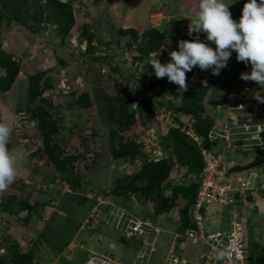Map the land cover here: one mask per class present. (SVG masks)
<instances>
[{
  "label": "rangeland",
  "instance_id": "374dc122",
  "mask_svg": "<svg viewBox=\"0 0 264 264\" xmlns=\"http://www.w3.org/2000/svg\"><path fill=\"white\" fill-rule=\"evenodd\" d=\"M52 1L69 7L71 26L48 17ZM155 2L0 0V79L8 75L6 61L17 69L7 91L6 79L0 80V123L11 130L7 147L24 153L13 184L0 192V247L16 243L24 264H82L90 255H108L124 264H162L171 243L177 254L191 261L205 252L200 240L192 244L178 237L187 230L180 222L183 200L157 216L140 190L143 179L135 177L144 164L165 158L161 137L167 136L169 126L163 115L179 106L181 96L174 83L155 77L149 65L170 52L165 43L159 52L145 54L148 61L141 58L145 33L157 29L164 16ZM223 2L239 20L247 0ZM130 30L137 33L136 39ZM235 55L219 75L197 67L186 73L189 88L199 82L205 88L199 105L208 115L214 111L223 118L215 109L227 94L264 95V86L240 79L251 68L237 62ZM188 118L175 111L174 128L188 127ZM53 126L56 131L50 132ZM190 137L204 145L193 130ZM234 160L243 169L252 159ZM186 173L184 168L173 169L168 184L182 182ZM261 176L264 180V173ZM170 193L168 187L165 194ZM233 211L248 232L250 250L257 253L264 239V190L243 207L210 205L202 220L205 233L228 228ZM121 213L160 229L157 240L149 241L154 251L147 250L148 260L138 257L142 243L127 240L115 229Z\"/></svg>",
  "mask_w": 264,
  "mask_h": 264
},
{
  "label": "built area",
  "instance_id": "2783aa9c",
  "mask_svg": "<svg viewBox=\"0 0 264 264\" xmlns=\"http://www.w3.org/2000/svg\"><path fill=\"white\" fill-rule=\"evenodd\" d=\"M241 95H230L216 105L217 111L223 112V118L214 119V123L206 135V143L200 146L203 169L198 175V190L189 210L191 227L182 237L192 244L199 240L205 252L197 260L190 261L177 254L174 245L168 249L162 264H257L251 258L245 226L238 220L233 211L228 228L206 234L202 226L205 209L210 205L234 206L244 204L247 197H254L255 179L253 172L234 171L240 163L236 156H245L264 150V95L240 92ZM175 112L167 110L163 120L169 127H175ZM181 132L192 136V118H188ZM115 229L122 237L138 240L142 243L139 250L141 262L148 260L154 251L151 239L156 240L159 229L147 220H140L131 214L117 216ZM177 237V238H178ZM149 245H151L149 247ZM225 252L223 259H217L218 252ZM143 259V261H142ZM82 264H124L106 255H90ZM135 264V263H132Z\"/></svg>",
  "mask_w": 264,
  "mask_h": 264
},
{
  "label": "clouds",
  "instance_id": "9594fccd",
  "mask_svg": "<svg viewBox=\"0 0 264 264\" xmlns=\"http://www.w3.org/2000/svg\"><path fill=\"white\" fill-rule=\"evenodd\" d=\"M201 34L204 35L203 41L200 39ZM188 35L192 39L178 41V50H172L168 53V62L161 63L159 59L149 61L155 77L161 79L166 77L169 82L178 85L177 93L182 95L189 90L186 83L187 72L198 67L201 71L211 69L212 75H219L221 70L228 66L233 53L236 54L237 62H243L246 67L250 65L251 68L250 72L241 73L240 79L264 86V0H247L239 20L232 18L229 5L225 4L223 0H198V11L195 17L190 20ZM212 45L215 47L213 48ZM257 99L264 98L257 97ZM215 111L217 110L215 109ZM215 117L216 115H214V119ZM31 126H35V122H32ZM10 132L7 124L0 123V192L5 191L13 184L17 177V163L24 159L22 150L7 147L10 142ZM255 154L257 153L245 156L252 159ZM236 157L239 158V156ZM239 168L240 165L234 168L237 170H233L241 171L242 174L245 171H247L245 173L251 171L257 175L254 197L249 196L244 204H239L243 207L246 204H253L259 191L264 190V180L261 176L264 170L263 167ZM160 232L159 229V233L155 237L156 240ZM246 233L248 238V232ZM248 244L250 245L249 241ZM260 246L264 247V239ZM225 255V252L220 251L217 259H223Z\"/></svg>",
  "mask_w": 264,
  "mask_h": 264
},
{
  "label": "trees",
  "instance_id": "16d2710c",
  "mask_svg": "<svg viewBox=\"0 0 264 264\" xmlns=\"http://www.w3.org/2000/svg\"><path fill=\"white\" fill-rule=\"evenodd\" d=\"M53 2V1H52ZM52 5L55 8H52ZM48 17L59 25H68L73 24V17L71 10L64 3L53 2L51 5L49 3ZM129 35L133 38H137V33L134 30L127 31ZM147 39L144 45L141 46V51L144 54L157 53L161 50V47L165 43V39L162 34L157 29H150L145 33ZM161 63H166L169 60L168 54H163L161 57L157 58ZM145 62L148 59H143ZM4 69L8 71V75H5L6 86L3 91H7L15 79L16 68H14V63L12 61H6ZM198 68V67H197ZM199 69V68H198ZM191 72V71H190ZM190 72H187L189 75ZM4 78L0 79L4 81ZM178 88V85H174ZM30 91V89H29ZM205 97V88L201 83H196L186 93H183L180 98L179 106L176 107L173 111L183 112L187 115H190L192 122V130L195 135L199 136L206 143V135L210 128L213 125L214 120V111L209 115L205 113L203 106H200ZM79 104L82 107H86L85 102H80ZM196 105H199L196 106ZM170 108V105L168 106ZM175 107V106H174ZM198 107L199 110L196 108ZM203 109V110H202ZM150 115L153 113L150 108H148ZM42 120V118H41ZM130 123L134 122V118L131 117L129 120ZM40 130L44 131V126L41 122ZM50 132L56 131V127L48 129ZM48 131V132H49ZM162 149L166 152L165 158L159 159L155 162H148L144 164L138 175L135 177L138 179H143L144 188L140 190L143 193V197L152 203L154 208V214L160 215L167 212L168 210L175 207L177 199H182L184 206L180 209V222L183 229L191 227L190 218H189V209L194 202L197 190L198 183L197 178L203 169V160L200 154L199 145L194 141L189 135L181 132L179 129L169 127L167 130V136L161 137ZM134 150H136V147ZM135 153L129 157L133 159ZM252 167H263L264 168V150L253 155L252 161L244 166V168ZM184 168L186 169V178H183L182 182L177 184H168L169 179L173 175V169ZM196 177V178H195ZM169 187L170 195H166L165 191ZM117 190L120 189V183L117 184ZM249 241V240H248ZM16 243L11 244L7 248L0 247V250L3 248V253H0V264H24V255L20 254L16 250ZM250 251V249H249ZM251 250V258L257 264H264V247H261L260 250H257V253Z\"/></svg>",
  "mask_w": 264,
  "mask_h": 264
},
{
  "label": "crops",
  "instance_id": "0c3cea01",
  "mask_svg": "<svg viewBox=\"0 0 264 264\" xmlns=\"http://www.w3.org/2000/svg\"><path fill=\"white\" fill-rule=\"evenodd\" d=\"M155 3H160V8L157 10H162L161 13L164 14L163 19H161L160 23L155 27L162 36H164L165 45L169 47V50H178V41L192 39V37L188 35L187 29L190 20L195 17L198 11V0H156ZM157 10L149 14H156ZM167 39L170 40V43L167 42ZM208 208L209 207H207L205 214Z\"/></svg>",
  "mask_w": 264,
  "mask_h": 264
}]
</instances>
